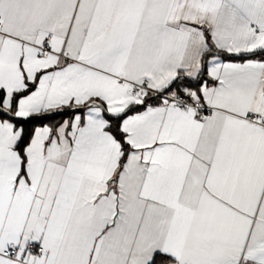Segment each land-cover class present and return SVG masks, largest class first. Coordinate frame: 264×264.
<instances>
[{
    "label": "snow or ice",
    "instance_id": "obj_1",
    "mask_svg": "<svg viewBox=\"0 0 264 264\" xmlns=\"http://www.w3.org/2000/svg\"><path fill=\"white\" fill-rule=\"evenodd\" d=\"M0 264H264V0H0Z\"/></svg>",
    "mask_w": 264,
    "mask_h": 264
}]
</instances>
